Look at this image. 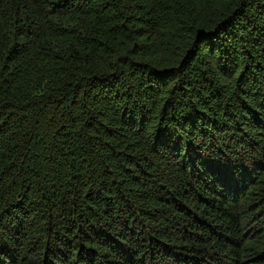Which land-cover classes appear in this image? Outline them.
Instances as JSON below:
<instances>
[{
	"label": "trees",
	"instance_id": "16d2710c",
	"mask_svg": "<svg viewBox=\"0 0 264 264\" xmlns=\"http://www.w3.org/2000/svg\"><path fill=\"white\" fill-rule=\"evenodd\" d=\"M0 264H264V0H0Z\"/></svg>",
	"mask_w": 264,
	"mask_h": 264
}]
</instances>
